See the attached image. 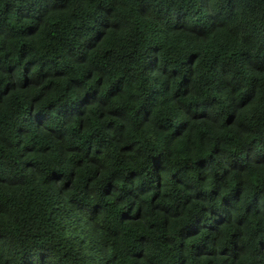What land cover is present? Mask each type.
<instances>
[{
  "label": "trees",
  "instance_id": "trees-1",
  "mask_svg": "<svg viewBox=\"0 0 264 264\" xmlns=\"http://www.w3.org/2000/svg\"><path fill=\"white\" fill-rule=\"evenodd\" d=\"M0 264H264V0H0Z\"/></svg>",
  "mask_w": 264,
  "mask_h": 264
}]
</instances>
